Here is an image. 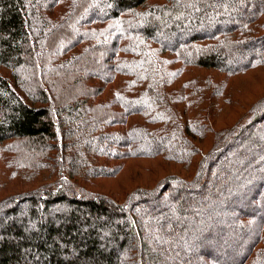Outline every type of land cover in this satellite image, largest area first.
<instances>
[{
	"label": "trees",
	"instance_id": "16d2710c",
	"mask_svg": "<svg viewBox=\"0 0 264 264\" xmlns=\"http://www.w3.org/2000/svg\"><path fill=\"white\" fill-rule=\"evenodd\" d=\"M149 1L0 0V149L14 156V163L28 169L21 174L23 178L17 192L0 199V264H161L164 260L162 252L167 249L168 257L170 252L175 254L172 264H180L178 258L182 252L187 248L192 250L186 244L193 236L195 242H200L202 264H211L213 253L207 244L213 241L215 246L217 235L207 227L212 223L208 212L199 224H196L198 218L191 217L195 226L203 225L201 230L205 231L200 236L180 233V217L174 222L171 215H179L181 209L188 207L191 195L204 194L211 175L219 178L223 173L238 179L240 174H235L232 168L221 167L219 159L230 155L229 152L246 136L249 140L242 151L254 155V146H260V125L264 123V110L259 114L256 112L259 105H254L244 117L246 123L243 119L230 129L214 132L215 147L203 155L194 150L189 140V135L196 132L190 127L184 128L185 135L180 140L183 145L176 144V149L185 150V154L174 153L173 157L182 163L200 158L196 174L190 181L177 177L169 180L162 189L138 190L124 202L93 194L87 188L92 181L112 175V171L106 170L109 167L96 166L97 154L105 157L109 152L115 156L113 160H126L165 153L155 149L143 154L145 152L122 142L112 150L104 149L99 142L105 135L99 134L101 125L113 120V125L121 128L123 123H131L132 118L140 117L137 120L141 123H136L130 134L146 135L153 143L164 141L154 137L149 128H166L170 124V112L163 106L168 99L166 91L176 90L168 99L173 107L184 105L186 95L183 92L188 90L181 86L173 89V82H177L182 72L173 73L168 65L180 61L186 66L228 73L219 64L226 49H246L264 42V34L245 36L246 26L258 23L264 10L250 13L249 7L260 1L245 0L243 11L235 15L241 23L212 32L200 28L201 31L183 42L181 49L182 44L170 47L156 33L164 30L166 36L179 35L186 29V13L193 14L191 17L197 21L225 1L165 0L162 4L148 6ZM261 3L264 9V0ZM99 8H104V13ZM189 48L199 53L197 60L188 58L185 51ZM170 53V57H166ZM94 61L105 67L111 62L113 73L108 71L107 76H101L87 68ZM255 62L262 66L264 58L251 61L247 68ZM234 72L237 71L230 70L229 74ZM92 77L104 83L120 84L112 101L94 103V106L88 104L103 92V88L93 92L87 87ZM70 82L72 86L67 87ZM50 88L57 92L54 95L58 97V103L52 100ZM130 89H135L137 96L131 97ZM74 92L76 97L71 98ZM128 99L141 100L142 105L130 110L132 105L124 102ZM123 109H127V113L120 111ZM174 111L176 115L181 110ZM195 129L202 136L206 135L205 128L196 125ZM224 138L228 140L222 143ZM22 142L38 146L31 155L39 157L32 156L29 164L21 161L20 154L24 155L25 151L19 153L17 149ZM125 148L130 149L125 151ZM38 159L42 162L38 163ZM261 163L263 160L258 161ZM253 169L240 186L243 193H253L246 204L257 211V215L237 209L233 226L236 230L244 229L242 223L257 218L264 228V216L261 215L264 169ZM45 170L48 173L42 172ZM180 195L185 196L181 205L167 204L179 200ZM225 198L227 201L234 199L231 196ZM154 200V209L166 207L161 213L166 215L168 208L170 215L153 217L150 209H143ZM262 243L260 229L236 264H247L251 257L255 259L262 255L264 258V245L257 248Z\"/></svg>",
	"mask_w": 264,
	"mask_h": 264
},
{
	"label": "rangeland",
	"instance_id": "374dc122",
	"mask_svg": "<svg viewBox=\"0 0 264 264\" xmlns=\"http://www.w3.org/2000/svg\"><path fill=\"white\" fill-rule=\"evenodd\" d=\"M164 1L165 0H150L147 5L152 6L156 3L162 4ZM224 1V3L219 4V8H212L213 10L207 11L206 14L197 21L191 17L193 14L186 13V19L184 21V28L186 29L182 30L179 35L166 36L167 33L164 35V30L158 31L156 35L161 37L160 39H162L163 42L168 44L170 47H173L177 44H182V47H179L183 49V42L186 39L192 37L194 33L201 31L200 28H207L212 32L216 28L221 30L226 29L234 24L241 23L242 20L237 18L235 15L238 13V11H243L245 7V0ZM259 1L260 2H257L259 6L255 3L249 7L250 13H252L254 10L258 12H262L264 10L261 3L262 0ZM104 8H99V11L104 13ZM194 12H196V9ZM257 22L258 23L248 24L246 26V34L244 33L246 37H252V35H255L254 37H260L264 34V16L260 17ZM132 24L133 23H129V25ZM216 24L218 25L215 27ZM130 28H132V26ZM61 36L60 38L64 39V36ZM185 52L189 59H193L194 57V59L196 58L197 60L199 53H197L196 50L189 48ZM216 53L217 52L215 51V54ZM170 55L171 53L167 54L166 57L169 58ZM173 57H175V54H173ZM220 58L221 61L219 60V64L228 70V73L222 72L220 69L209 70L190 65L186 66L180 61H178L176 65H174V63L168 65L169 70L171 69L170 71L173 73L177 71L182 72L179 75L180 78L177 80V82H173V89H178V86H181L188 88V90L183 92L186 95L184 105H174V108L168 99L172 96V94L176 93V90L166 91L168 93L166 98L168 99H166V102L163 104V106H166L165 108L170 112V115H168V117H171L169 120L170 124L166 128L155 126L149 128L154 137L159 140L163 139L164 141H156V143H153L146 135L140 136L137 134L133 136L130 134V129L134 126H137L136 123H141L140 120H137L141 119L140 117L132 118L131 123H123L124 126H121V128L115 127L113 125V123H115L113 120H108L107 124H104L105 126L101 125L99 134L105 133V139L103 138V140L99 142L102 143L101 147L104 149L109 148L112 150L116 148V144L122 142L126 145H131L137 151L145 152L143 154H149L155 149H159L158 151L162 150L165 153L156 157H131L126 160H113L115 156L109 152L105 157H100L99 154L96 153V158L98 161L96 166L109 167V169L106 170L112 171V173H110L112 175L107 174L110 176L98 178L92 181L87 190L92 191L93 194L96 193L110 197L120 202H124L132 193L138 190L153 191L157 188L162 189V187L169 180L173 181V179L177 177L190 181L196 174L200 158L196 157L190 162L185 161L182 163L173 157L175 155L174 153H176L178 156L185 154V150L182 149L180 151L179 148L183 145L180 140L185 135V127H190L194 133L196 132L195 135H189V140L191 141V144H193L194 150L197 149V153L203 155L210 152V150L215 147L214 143L216 137L214 132L216 133V131L221 132L230 129L233 126H236V123L243 119V123H246L247 119L244 117L250 113V111L254 108V105H259L260 107L258 110L255 109L257 114L263 112L264 65L258 66V64H256L257 62H255L251 68L247 67L249 64H251V61L264 58V42L257 43L256 45L250 47L248 46L246 49H226ZM96 63L98 62H92L87 66V68H92L95 73L98 75L101 74V76H107L110 72L113 73L112 69H110L111 62H108L106 67L103 65L98 66ZM230 70L237 72H234V74H229ZM188 82H190L191 87H188ZM87 83V87L92 89L93 92L99 90V88H103V92L98 97L91 99L88 102V104H92L93 106L94 103L112 101L113 98H115L116 88L118 85H120L118 82V84L114 82L104 83L103 81L94 79L93 77L90 78ZM69 85L72 86V83L70 82L67 84V87ZM50 92L52 100L55 103H58L59 99L56 95H54L57 94V92L52 91L51 88ZM129 92L131 97L137 96L135 89H130ZM25 97L27 98V96ZM75 97L76 92L71 95V98ZM177 97L179 96L177 95ZM140 101L141 100L131 101L128 99L124 102H126L128 106L132 105V108L130 109L132 110L136 107L139 108L138 106L142 105ZM117 109H119V107H117ZM173 109L176 111H181H178L175 115V111ZM120 111H125L127 113V109ZM182 112L184 113L182 114ZM94 113L98 115L96 111H94ZM262 115H264V113ZM99 117L101 118V116ZM196 125L205 128L206 135L202 136L200 132L198 133V131L195 129ZM260 128H262L261 134L258 136L260 146L257 144L254 146V155L251 154L252 156H250L248 155L247 151H242V147L244 148L249 140V136H246L244 141H240V145H238V147L233 148L231 152H229L230 155L227 154L223 158L219 159L220 165H222L221 167H225L226 169L232 168L235 170V174H240L238 179H233L231 177L229 178L223 173H220L221 178H215L214 175H211V178L208 182V190L201 196L191 195L192 198L189 201V206L181 209L179 215H171L174 222L176 221V217H180V225L178 226V228H181L180 233H183L186 236L188 234L196 233L200 236L205 231L201 230L203 225L195 226V223H192L191 217L198 218L199 220L196 224H199V221H203L202 216L204 213L208 212V218L210 216L212 223L207 227L212 228V230L217 235V237L214 239L215 246L212 245L213 241H210V245L207 244L210 252L213 253L211 264H236L239 260L240 254L243 253L248 247L251 239L255 238V236L260 233V229H262L263 243L259 244L257 248L261 249L264 245V228H262V223L258 222L260 218L254 219L253 221L248 220L242 223L243 226L246 227H244V229L236 230L233 227L236 224V218L234 214L237 212V209L239 211L245 210L254 216L257 215V211H253L251 208H249L248 204H246L248 203L246 201H249L252 198L253 193H243L241 191L242 186H240V184L243 185L246 179L245 177L248 175L250 170H254L253 168L256 169L257 167L261 170L262 168L264 169V163H261V165L258 164L259 160H263L264 162V123L260 125ZM172 139H175L176 142H171ZM227 140V138H224L221 140V142L225 143ZM176 144L179 146L177 149ZM220 145L221 144H219V146ZM37 148L38 146L34 143H19L17 145L19 153L25 151L24 155H22V153L20 154L22 156L21 161H24V163L26 161L27 164H29V160L32 158V156L39 157L36 156V154L31 155V151ZM129 149L130 148H125L124 150L128 151ZM14 161V156L7 154V152H4L2 149H0V199L10 195L11 193L17 192L21 185V178H23L21 177V174H24L28 171V169L24 170L23 167L21 168L17 163H14ZM37 162L41 163L42 161L38 159ZM42 172L44 174L48 173L46 170ZM225 196H227L228 199L229 196L233 197L234 199H229L227 201V198L224 199ZM262 197L264 198V192ZM179 198V200L167 202V204L172 207L181 205V202L185 196L180 195ZM155 201L156 200L152 201V203L148 202V204L143 206V209H145V207H147V210L150 209V213L153 215V217L167 216L170 212V209L167 208L166 215L162 214L161 211H166V207L154 209L153 206L156 204ZM139 209H142V207ZM186 214H189L190 217ZM261 215L264 216V207L262 208ZM199 243L200 242L194 241L193 236L191 242L186 244V247L191 246L192 250L190 251L189 248H187L185 252H182L181 256L178 258L181 260L180 264H202L203 260H201L202 257L200 258L201 254H199ZM162 253H164L162 257L164 260L161 261V264H165V262L172 264L173 260L176 259L174 252H170L172 253L170 254L171 259L170 256L168 257V249ZM263 259L264 258L262 255L259 258L255 257V259L251 257L247 264H264L262 263Z\"/></svg>",
	"mask_w": 264,
	"mask_h": 264
}]
</instances>
